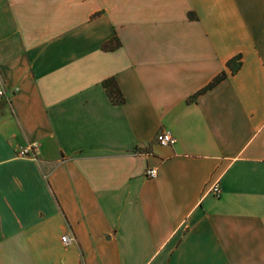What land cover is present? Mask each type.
I'll return each mask as SVG.
<instances>
[{
	"label": "crops",
	"instance_id": "crops-1",
	"mask_svg": "<svg viewBox=\"0 0 264 264\" xmlns=\"http://www.w3.org/2000/svg\"><path fill=\"white\" fill-rule=\"evenodd\" d=\"M0 89V264H264V0H0Z\"/></svg>",
	"mask_w": 264,
	"mask_h": 264
},
{
	"label": "built area",
	"instance_id": "built-area-1",
	"mask_svg": "<svg viewBox=\"0 0 264 264\" xmlns=\"http://www.w3.org/2000/svg\"><path fill=\"white\" fill-rule=\"evenodd\" d=\"M0 97H3V92L0 89ZM155 143L160 145V146H173L175 144V138L166 130H161L155 135ZM35 149L36 145L35 143L27 144L24 147L19 148L16 151V155L18 157H29L33 159L35 157ZM145 177L148 179H153L156 176V170L153 168H148L145 170L144 173ZM206 193L211 194L213 197H218L220 194L219 187L217 183H213L210 185ZM72 241V238L68 235H62L60 237V242L64 245L67 246L70 242Z\"/></svg>",
	"mask_w": 264,
	"mask_h": 264
},
{
	"label": "trees",
	"instance_id": "trees-1",
	"mask_svg": "<svg viewBox=\"0 0 264 264\" xmlns=\"http://www.w3.org/2000/svg\"><path fill=\"white\" fill-rule=\"evenodd\" d=\"M237 67H238V63H232L229 65V68L231 71H234ZM223 77H224V74H221L212 83H210L208 87H211L212 85L216 84ZM103 87L105 88V91L112 103L120 104L122 102V97L112 80L103 81Z\"/></svg>",
	"mask_w": 264,
	"mask_h": 264
}]
</instances>
